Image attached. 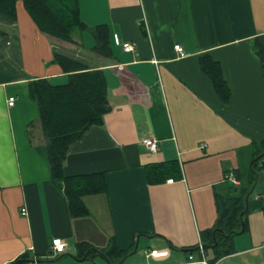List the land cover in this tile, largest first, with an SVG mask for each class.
<instances>
[{
  "label": "crops",
  "instance_id": "0c3cea01",
  "mask_svg": "<svg viewBox=\"0 0 264 264\" xmlns=\"http://www.w3.org/2000/svg\"><path fill=\"white\" fill-rule=\"evenodd\" d=\"M79 7L87 29L71 47L43 34L22 1L15 24L0 17V264H264V71L255 52L264 0H79ZM100 25L109 28L111 58L93 51ZM124 43L135 50L124 52ZM56 53L107 80L109 113L71 144L64 164L66 178L104 177L105 190L82 197V216L52 181L29 93L35 80L68 81ZM204 57L220 64L228 104L203 71ZM147 138L158 152L143 145ZM170 162L179 164L176 179L151 182L149 169ZM231 171L240 176L236 188L225 180ZM242 194L248 228L215 261L203 241L220 220L218 196ZM56 238L67 243L59 256Z\"/></svg>",
  "mask_w": 264,
  "mask_h": 264
},
{
  "label": "trees",
  "instance_id": "16d2710c",
  "mask_svg": "<svg viewBox=\"0 0 264 264\" xmlns=\"http://www.w3.org/2000/svg\"><path fill=\"white\" fill-rule=\"evenodd\" d=\"M18 1L24 3L39 30L57 43L74 46L75 33L87 29V25L81 19L79 0H0V17L10 24L17 22ZM93 32L97 41L94 53L99 57L111 58L108 26L100 25ZM255 52L264 71V36L256 40ZM55 62L69 74L68 81L64 84H55L49 79L35 80L30 84L29 93L40 111V124L47 140L52 181L65 188L73 215L82 216L87 213L82 197L105 190L104 177L91 175L78 179L66 178L64 164L71 144L80 139L90 127L100 124L103 117L109 113L107 80L102 70H92L80 61L61 53L55 54ZM201 64L203 71L213 80L222 101L228 104L231 92L220 64L210 57L202 58ZM262 147L264 148V143ZM148 173L153 183L163 182L167 177H173L174 181L175 176L180 173V167L177 162L159 164L150 168ZM235 175L241 182L239 174ZM232 186L236 188L235 185ZM243 197L244 194L239 197L218 196L221 217L210 237L203 241L205 252L210 249L216 252L215 261L228 255L230 253V250H226L228 242L248 228L247 221L241 218L244 211ZM81 247L93 251L87 244ZM113 250L117 251L115 245Z\"/></svg>",
  "mask_w": 264,
  "mask_h": 264
},
{
  "label": "built area",
  "instance_id": "2783aa9c",
  "mask_svg": "<svg viewBox=\"0 0 264 264\" xmlns=\"http://www.w3.org/2000/svg\"><path fill=\"white\" fill-rule=\"evenodd\" d=\"M123 50H124V52L130 53V52H133L135 50V47L131 43H124L123 44ZM175 50L180 54L183 53V48L179 45L175 46ZM15 101H16L15 98H11L9 100V106L13 107L15 105ZM143 145L147 148V150H149L152 153H156L159 150L158 142L152 138H147V139L143 140ZM225 180L227 182L232 183L235 186L240 185V181L237 179V177L233 171L226 174ZM169 182L172 183L173 180H170ZM23 214L26 216L28 213L26 210H24ZM261 248H264V242L262 243ZM51 249H52L53 253H55L57 256H59V255L65 253V251L67 249V243L60 238H56L52 241ZM201 250H202V253L204 254L202 247H201ZM152 255L159 256L160 253H158L157 251H154V252H152ZM191 260H193V257H191ZM202 262H203V264H209V262H207L205 259Z\"/></svg>",
  "mask_w": 264,
  "mask_h": 264
},
{
  "label": "rangeland",
  "instance_id": "374dc122",
  "mask_svg": "<svg viewBox=\"0 0 264 264\" xmlns=\"http://www.w3.org/2000/svg\"><path fill=\"white\" fill-rule=\"evenodd\" d=\"M91 34V33H90ZM89 36H92L93 38H94V35H89ZM93 38H92V40H93ZM65 83V82H64Z\"/></svg>",
  "mask_w": 264,
  "mask_h": 264
},
{
  "label": "water",
  "instance_id": "95a60500",
  "mask_svg": "<svg viewBox=\"0 0 264 264\" xmlns=\"http://www.w3.org/2000/svg\"><path fill=\"white\" fill-rule=\"evenodd\" d=\"M262 164H264V162H262Z\"/></svg>",
  "mask_w": 264,
  "mask_h": 264
}]
</instances>
